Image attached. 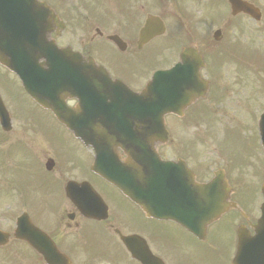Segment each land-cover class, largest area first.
I'll list each match as a JSON object with an SVG mask.
<instances>
[{
  "label": "flooded vegetation",
  "instance_id": "af4514ba",
  "mask_svg": "<svg viewBox=\"0 0 264 264\" xmlns=\"http://www.w3.org/2000/svg\"><path fill=\"white\" fill-rule=\"evenodd\" d=\"M76 1L56 3L63 22L62 29L51 34L57 46L93 59L133 92H140L155 72L173 68L187 49L189 65L181 73L193 77L186 88L200 97L179 115L165 116L167 143L158 152L165 161L184 164L200 185L217 177L232 207L199 241L171 222L143 216L90 171L92 151L84 150L67 131L27 134L28 124L10 116L12 131L1 132L0 144H9L8 156L21 155L23 171L7 180L8 186L13 183L7 189L9 200L19 212L7 213L0 228L7 234L0 264H46L39 251L50 249V244L71 264H140L121 244L120 238L128 236L142 239L163 264H204L205 253L189 254L175 229L207 247L221 264L237 262L241 234L248 252L239 260L264 264V245L255 238L264 234V0H86L83 18ZM149 17L161 19L165 34L142 43L140 30ZM14 89L0 90L6 107L27 102L21 87ZM8 162L0 156V168ZM89 187L105 204V220L86 217L74 203L89 204L95 216L99 214ZM23 215L29 223L26 220L23 233L15 235ZM210 229L233 230L227 256L208 239ZM55 264L62 263L57 259Z\"/></svg>",
  "mask_w": 264,
  "mask_h": 264
},
{
  "label": "water",
  "instance_id": "95a60500",
  "mask_svg": "<svg viewBox=\"0 0 264 264\" xmlns=\"http://www.w3.org/2000/svg\"><path fill=\"white\" fill-rule=\"evenodd\" d=\"M18 2H16L15 0H0V8L4 9L5 11L9 12L10 10V6H17ZM21 5V4H20ZM40 6H43L42 4H37L34 2V0H28L27 3H25V17L27 16L28 19V27H30V29H34L35 31L37 29H39V24L40 22V17H42V13H40V11L38 10V8ZM19 11V10H18ZM21 12V10H20ZM33 23V25H32ZM36 28V29H35ZM53 52L49 51L46 53V60L48 61L49 68L52 70V73L49 72L48 74L51 75V82L48 83V89L52 90L54 92V90L57 88V85L59 84V82L56 80V76H57V70H56V66L53 65V62L55 60V58L52 56ZM11 68L16 71L19 75H21V68L16 66V65H12ZM51 73V74H50ZM61 75L67 74L70 78H71V85L74 86L73 89H71V93H76V95L81 99V104H80V109L77 111L76 114H71L70 116V120H73L74 122H66L68 123V126L73 129L74 132H76V134H78L82 139H84V141H89L90 140L88 138H85V134L87 132L90 131V126H89V122L88 121V114H87V104L86 101L84 100V95H86V91H87V87L90 85V82L87 84L85 83V76L83 74H79L78 72L75 73L74 70H68L67 72L65 71H60ZM96 74L94 72L93 75V81H92V86H93V93L95 95H101L98 94L99 91H96V87L98 88V90L101 91V93L104 92V85H107L108 82L107 80L101 76L98 77L99 79L96 80ZM48 75V76H49ZM81 79V81H80ZM75 84L77 85L75 87ZM27 87V86H26ZM28 89H26L28 91V93H30L33 97L34 95L32 93H34V89L33 87H27ZM77 90V91H76ZM76 91V92H75ZM79 92H81L82 97L79 95ZM36 92V91H35ZM35 98V97H34ZM36 99V98H35ZM36 101L40 102V100L36 99ZM57 116L60 117V115L58 114L59 112V108L55 107L53 110ZM86 112V114H85ZM104 125V124H102ZM157 170L161 171L162 173H165L166 167L163 165L161 167V169L159 168L160 164L157 163ZM107 177L114 182L119 183L121 186L124 187L126 193L132 198H135V194H134V188L132 186V176L129 175L127 172H120L119 175L117 174H108ZM156 196L154 198H156V204L158 206H161L163 202H165V198L167 196L166 190L164 188V186L162 184H157V189L155 191ZM154 196V195H153ZM162 202V203H161ZM153 203V202H152ZM146 205H148V203L146 202ZM154 205V204H153ZM161 208V207H160ZM158 213H165V209L162 210H158ZM190 227V226H188Z\"/></svg>",
  "mask_w": 264,
  "mask_h": 264
},
{
  "label": "rangeland",
  "instance_id": "374dc122",
  "mask_svg": "<svg viewBox=\"0 0 264 264\" xmlns=\"http://www.w3.org/2000/svg\"><path fill=\"white\" fill-rule=\"evenodd\" d=\"M2 74L5 75V80H4L5 83L3 84H7L10 87L14 88L15 87L13 86L15 85V82L13 81L14 78H12L11 75L9 74H5L3 72ZM12 107L13 109L11 108V110L14 111L16 115H18L20 118H23L24 120L28 122H33L35 124L36 122H39L40 124H42V127L44 129L42 130V132L51 133V134L63 133V131L60 128H57V126L54 123L50 122V118L46 114H42L36 109H33L32 107L28 105V103H23L19 106H12ZM16 156H18L19 158L21 157L20 154H17ZM157 227L161 228L162 226L158 225ZM213 229H210L208 239L210 238L214 240L217 246V250L221 252L222 254L226 253V256H227L229 254L230 244L232 243V239H233V230L230 229V230H222L220 232H215V230ZM175 233L180 239V241L182 242L183 246L186 248H189V251H188L189 254L191 252L196 254L198 251H202L206 255V258L203 261L204 264H221L219 261L213 259L214 255H210L207 253V247L197 246V244L191 241V239H189L188 237L182 236L177 229H175ZM205 260L208 263L205 262Z\"/></svg>",
  "mask_w": 264,
  "mask_h": 264
}]
</instances>
